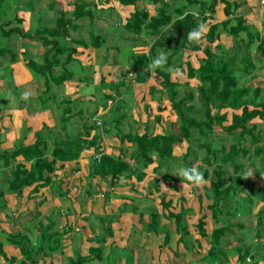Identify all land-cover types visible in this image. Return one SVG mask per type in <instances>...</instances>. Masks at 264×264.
Instances as JSON below:
<instances>
[{
  "label": "trees",
  "instance_id": "16d2710c",
  "mask_svg": "<svg viewBox=\"0 0 264 264\" xmlns=\"http://www.w3.org/2000/svg\"><path fill=\"white\" fill-rule=\"evenodd\" d=\"M122 6H133L134 13L125 24V29L134 35H139L143 30L151 33L159 32L165 27H169V31L165 36H160V39L154 43L147 53H141L136 56L133 63L135 74L134 81L139 84H144L149 80L148 65L151 59L155 58L160 52L168 53V60L164 67L157 68L152 71L161 79L162 94L167 96L172 111L178 118V130L171 129L164 133L150 134L148 130L145 133H122L120 128L121 142L127 141L133 144L135 149L131 154V158L136 162L133 167L131 162L124 156H114L103 153L101 138L96 134H92L91 130H96V127H87L85 123L82 125V131L78 133L67 134L65 138H58L55 145L51 149L48 141L41 133L36 134V141L31 145H20L13 151L0 153V158L3 160V167L9 170L6 176H0V197L9 192L18 197L23 195L26 187H32L33 192H38L42 187L51 183L50 174L62 165L59 163L77 161L84 150L94 148L100 154V158H94L89 165L88 175L91 178L99 177L114 187L119 182L120 178L133 177L137 180H143L146 169L150 165L158 162V166L154 171L159 172L160 168L177 161L175 155L176 146L187 143L186 153L181 156L187 167L192 168L193 164L189 163L188 158L192 151L193 142H197V148L204 152L203 165L198 169L204 175V182H209V193L206 195L212 199V204L209 206L212 211V216L215 222H222V225L214 228L210 235L211 247L207 252V259L219 261L222 257L227 259L228 252L225 250L229 243L225 241V236L228 231L232 230L230 218L237 216L240 209L237 203L233 211H222L220 204L229 199L233 201L235 194H239V190L247 181L249 205L256 204L254 199L263 203L262 209L258 213L257 228L260 231L264 223V183L261 188H256L255 183L251 180L252 177H244L241 173L243 164L240 163V158H247L249 148L245 146L247 142L254 148V155L258 157L260 167L254 165L252 175L254 178H260L264 175V147L261 145L264 142L262 138V130L256 120H264V101L261 98L262 90L259 87H244L239 85V80L235 76V54L227 53L222 50L220 54H216L213 49V44L220 37V28L227 30L233 36L238 37L240 33H245L247 41L245 48L250 49L252 45L258 42L256 50L264 56V37L253 26L247 24V20L243 14H236L241 6V2H231L229 0H176L182 2L172 8L173 13L169 10L171 5L166 0H153L159 3L157 15L151 16L150 13L137 5L138 0H118ZM8 0H0V42L4 39L18 36L28 42L40 43L45 51L41 62L27 59L26 66L34 74L35 77H41L43 80L45 99L42 100V107L51 99L56 101L54 94L51 96L52 86H62L66 82L74 78V72L70 65L77 62L76 55L78 46H86L83 39H75L73 33L77 31L78 21L83 18H88L92 23L96 16L97 3L76 0L73 2V10L71 13H66L59 9L53 25L42 24V18L36 22L34 29L26 30L23 27V19L16 12L14 17L5 20V10ZM224 4L225 19L218 21L215 18L217 7ZM190 7H198L199 13H194ZM235 21V24L232 22ZM204 26V34L198 42H191L187 39L188 32L192 31L198 25ZM102 35L90 34V43L93 47L99 48L103 43ZM218 47V46H217ZM202 53L198 62V66L194 67L191 63L187 64L186 75L188 80L180 82L174 80L171 73L174 59L179 60L183 55L184 50ZM9 56L14 62L17 54L6 47L0 46V59ZM244 71L248 74L254 68V64L248 59L242 60ZM178 65L182 62L178 61ZM151 72V73H152ZM132 75V74H130ZM197 80L195 89L191 88V81ZM102 78V85L104 86ZM124 83L113 84L112 90L120 92L119 89ZM150 94L154 98L156 87H150ZM44 95H41L42 98ZM112 100L111 96L107 97ZM158 100H161L158 99ZM61 122L65 123L61 127L67 130V123L73 118L72 102L70 99L63 100ZM198 103L203 118L198 119L192 112L195 110V105ZM61 105V103H60ZM163 111V107L158 108ZM228 110H233L230 113ZM120 127L123 120L126 119L124 114L117 117ZM116 119V121H117ZM156 119L161 120V116ZM65 125V126H64ZM100 125L101 122H100ZM220 127L228 136L234 137V140L229 143H223L219 146L209 139L213 135L215 128ZM147 129V128H146ZM65 130V131H66ZM232 166L234 176L229 179V183L225 182L226 168ZM165 175L162 179H167ZM159 184L160 179H154ZM174 181L179 182V177ZM182 182V181H181ZM187 185H192L183 182ZM246 201V202H247ZM180 202L185 203L186 199L181 198ZM173 204L171 199L162 197L161 205L163 209L168 210L163 214L166 219L173 222L176 226V232L180 235L178 241H183L186 236H189L186 217L193 213V209L180 204L178 212H174L169 208ZM226 214V218H221L222 214ZM150 222L147 227L151 231H159L161 228L162 216L156 211H151ZM144 215H141L143 217ZM142 219V218H141ZM166 234L165 243H169L171 235L169 226L165 224ZM162 225V226H163ZM205 216L198 220L197 229L202 238L208 237L206 231ZM49 231V228L47 229ZM165 231V230H164ZM257 238L262 234L257 233ZM57 236V235H56ZM23 254L21 264H29L37 261L38 256L43 251H33L21 246L22 243L28 244L29 240H23L21 234H17ZM27 239V238H26ZM58 238H55L57 241ZM200 243V242H199ZM31 244V243H29ZM252 247V245H251ZM250 247L241 246L239 249V259L244 260L251 253ZM0 252L4 253L0 246ZM53 252V251H52ZM101 250L91 249L88 256L77 255L75 258L69 259V264H86L93 261ZM6 257V256H5ZM8 264H13L16 258H7ZM255 264V263H254Z\"/></svg>",
  "mask_w": 264,
  "mask_h": 264
},
{
  "label": "rangeland",
  "instance_id": "374dc122",
  "mask_svg": "<svg viewBox=\"0 0 264 264\" xmlns=\"http://www.w3.org/2000/svg\"><path fill=\"white\" fill-rule=\"evenodd\" d=\"M75 1L76 0H8L6 7L10 8L4 9L5 20L12 19L16 12L18 14L21 12L25 17L26 29H34L37 25L36 21L39 18H42V24L50 26L54 24L57 11L62 9L66 13H71L73 10V2ZM83 1L88 3H97L95 13L96 20L90 23L88 18H83L79 22V30L73 33V37L75 39H83L86 46H79V53L77 56L78 61L69 66V68H71L74 72V78L62 86H52L51 96L54 94L57 99L56 101L51 99L45 104L46 107L41 109V101L46 97L45 94H43V80L41 77H35L26 66L27 59H33L39 62L42 61L45 48L40 43H31L26 40H22L21 38L19 39V37L9 39V42L6 39H4L3 42H0V46H10L14 52L19 53L18 62H23L25 69V74L22 75L19 73V79H15L11 66L13 63H16L17 60L12 62L9 56L0 59V66L2 64L0 67V82L8 80L6 84L7 86H4V88L8 91L10 102L12 101L13 104H21V109H25L24 117L26 116V120L23 128L26 136L37 131V133H41L43 137L47 139L49 147L52 149L58 138H65L67 134L82 131V125L85 123L87 127H96V130H91L92 134L99 136L105 147H111L113 155H124L134 167L136 162L131 158V154L133 153L135 147L127 141L123 143L121 142L120 132H118L119 128L122 133L127 134L130 132L135 134L138 133L137 131L140 126H143L146 123L147 125L149 124L150 129L154 127V129L159 132H167L171 129L178 130V118L167 109L160 114L158 109L159 104L169 106L167 96L162 94L163 92L159 80L160 78L153 72H149V77H151V79L144 84H139L133 79L135 78V74L132 67L136 56L141 53H147L150 47L156 43L158 39H160V36H165L170 28L165 27L156 33L143 30L141 34L134 35L125 29L127 20H129L132 16V10H122L118 5L119 3L117 0ZM166 1L171 5L169 10L170 13H173L172 8L182 4V2L176 0ZM229 1L241 2L242 0ZM245 2L247 1L245 0ZM138 4L145 8L151 16L157 15L159 3H156L153 0H138ZM221 6L222 5H220V7ZM190 9H192L194 13H199L198 7H190ZM240 12L241 11L239 10L237 14ZM98 16L102 17H99L98 19ZM103 16H109L111 18V20H109L110 23L114 24L111 26L108 24V20L105 22V19H101ZM232 23L235 24V21ZM262 31L263 33H261V35L264 37V28ZM90 34L103 35L105 40L104 43H106L108 48L99 49L93 47L90 43ZM246 41L247 36L245 33H240L238 37H233L227 32V30L220 28V37L213 45V49L216 54H220L222 50H225L230 54H235L236 64L234 74L239 80V85L252 88L259 87L262 90L261 98L264 101V56L259 54L256 50L258 42L252 45L250 49H246L244 46ZM22 49L25 50L24 54L20 53ZM201 56V52L197 54L193 51L185 49L183 55L179 57V60L174 59L173 67L171 68L173 79L180 82L187 81V64L191 63L192 66L197 67ZM246 58L254 64V68L251 69L248 74L244 71L242 65V60ZM178 61L182 62V65L179 66ZM18 67L21 68V66ZM102 78L104 79V86L102 85ZM117 83H124V85L119 89L120 92L116 91L115 93L111 87L113 84ZM196 83L197 80L191 81L192 89H195ZM151 85L156 87V93L154 94L156 98H154L149 92ZM0 95L4 96V98L7 96L4 92H0ZM41 95L44 96L40 98ZM108 96H111L112 100L108 99ZM160 98L161 100H158ZM67 99H70L72 102L71 108L73 118L68 121L66 130V128L62 129L61 127L66 123L61 122V113L63 105L62 101ZM228 112L232 113L234 111L228 110ZM121 114H124L126 119L123 120L121 126L118 127L117 117ZM159 114L162 116L163 121L162 123H155V118H157ZM192 114L198 119L203 118V112L201 111L198 103H196L195 110ZM42 121L46 122L43 127H41ZM98 121L101 122L102 125H98ZM256 121L262 130V138L264 139V120ZM141 132H143V130H141ZM1 135H5L4 131ZM209 139L219 146L223 143H231L234 140V137L228 136L223 130H221L220 127H216L215 132L213 135L209 136ZM21 140L20 145L23 144V139ZM187 145V143H184L183 145L176 146L175 155L178 157L177 161L161 167L158 173L154 171L155 167L158 166V162H155V164L147 167V172H145L146 175L143 182L142 180H136L137 178H134V182L136 183L133 182V187H130L129 182V179H133V177H121L119 180V187L123 192H114V190L107 191L106 187L105 189L104 187L101 188L100 185L104 183V180L97 179L95 181L91 178L88 175V170H85L87 167L83 168L81 173H77L72 170L71 173H73V176L76 177L74 180L76 185L75 187L68 188V198L73 195H77L78 198L76 197L77 203H68V209H66L68 210V216L71 217V223H69L70 228H68V235H70L73 242V247L71 249L74 251L78 248L81 249L84 245L88 246L90 242L85 240L86 236L91 235L92 237L94 236V233L101 231L100 226L97 227V222L94 221V219L93 225L95 229L92 231L90 229V224L91 219L94 218L97 214L96 212H98V207L101 206L100 202L103 200L105 203H103V206H107L105 207V210L107 211L114 212L117 210V214H124L126 212H131V207L135 206L139 210L137 213L141 212V215H144L141 217L142 219L140 216H136V218H134L130 240L127 245H124L121 249L111 252V256L116 259L109 260L108 264H147L148 261L145 260L146 252H140L135 259H133L132 255L134 247H142L143 244L148 245L149 243L146 237H148L147 232L151 233V229L147 227L151 220V211H156L162 216L161 228H159L158 232L153 230L156 234H153L152 236V243L154 244V252L152 251L153 257L156 256L157 252L166 250L167 247L170 248V254L172 255L175 252V247L179 246V244L185 247V250H187L186 253L192 250L194 245L200 244V249H206L204 251L205 254L203 255L205 260L204 262L208 260V264L214 263L212 260L207 259L208 254L206 252L209 246L198 240L199 234L197 230L198 220L202 216H207L206 218H209L206 227L208 232H210L216 224H218V226L222 224V222H215V220L211 217V209L209 206L213 201L212 199L205 197L210 192L209 182L207 181L202 183L197 186V190H193V186H188L181 181H174V179L177 178L176 170L182 167H187V162L181 159L182 154H185L186 152ZM261 145L264 147V142ZM245 146L249 148V154L247 158H240V163L243 164L244 167L241 174L246 178L252 177L258 186H263L264 175L260 178H254L252 175L254 165L256 167H260L259 159L254 155V148L249 142H247ZM8 150L9 148L6 150L0 148V153H4V151L10 152V150ZM203 156V150L197 148L196 141L193 142L192 151L190 153V157L188 158L189 163H192L194 168L204 166L202 161ZM93 159L94 156L90 158V163ZM0 166L2 167V163H0ZM146 169H142V171ZM8 172V169L3 171L0 168V174H4L6 176ZM165 173H167V179H162V176L165 175ZM232 176H234L233 167L227 166L225 175L226 184H228V181ZM155 178L160 179V184H157L156 182L154 183L153 180ZM78 179H80V181H78ZM95 190H97V192ZM129 190H133L144 197L139 201L134 200L123 203L124 199L117 196H125V192ZM56 191L58 190L55 189V191H52V195L57 196L58 192ZM101 194L106 196L101 197ZM145 194H150V196L148 197ZM96 195H99V197ZM4 196H6L8 200L7 207L15 210L18 207V202L15 199L17 196L7 191ZM4 196L1 198H4ZM115 196L116 198H114ZM163 196H165L166 199H171L173 201V204L169 209L174 212L179 211L180 204L193 209V213L191 214L192 216L189 215L190 217L186 218L190 234L181 242H176L179 234L175 232V224L163 216V214L168 211L162 208L161 200ZM199 196L200 199H198ZM247 196L248 188L244 184L241 190H239V194L234 195L233 201L230 200V197L220 204L222 211H233L237 203H240L238 208H241L239 210L240 213L238 212L237 216L230 218V222L232 221L236 223L233 225L234 229H232V231H228L224 239L229 242L235 241L236 246L241 245L250 247V250L253 253V260L257 262L264 261V223L261 226L260 231H258L257 227L254 229L252 226L254 223L252 222L253 218L258 217V213L262 209L263 205L258 202L257 199H254L256 204L249 205L250 202L247 201ZM1 198L0 210L3 207V202L6 201V199ZM113 198L114 200L116 199V201L110 202ZM181 198H185L186 202H180ZM61 206L63 208H67L64 203ZM94 208H96V212L93 211ZM109 216L110 215L105 217L109 222H111L112 217ZM221 218L225 219L226 214H222ZM238 220H246V227L238 228ZM85 222L88 224V227L85 228V236L82 237V235L78 234V231L79 229L84 228L81 226L85 224ZM163 224L169 226L168 229L171 235L169 243L164 242L163 236L166 234V227L164 228ZM258 232H261L262 234L259 238H257ZM134 237L137 239L134 240ZM207 239L210 240V236H208ZM255 239H258L260 242H254ZM204 241H206V238ZM50 243L52 244L53 241H50ZM21 246H26V248L31 250V252L40 251L37 248V245L34 246L32 242L31 244L22 243ZM160 246L162 248H160ZM59 249V251L62 250V245H60ZM76 253L77 252L74 251L70 257L75 258L77 256ZM229 256L231 255L228 254V257ZM187 258L189 257L187 256Z\"/></svg>",
  "mask_w": 264,
  "mask_h": 264
},
{
  "label": "crops",
  "instance_id": "0c3cea01",
  "mask_svg": "<svg viewBox=\"0 0 264 264\" xmlns=\"http://www.w3.org/2000/svg\"><path fill=\"white\" fill-rule=\"evenodd\" d=\"M246 1L247 2H245V0L241 1L242 6L240 8V11H241L240 13L245 16V18L247 20V24H249L250 26H254L260 33H263L262 29L264 28V5H262L260 3V0H246ZM118 3H119V1H118ZM118 5L122 10H124V11L125 10H132V14L134 13V7L133 6H122L120 3ZM137 5L140 8H143L138 4V1H137ZM220 5H222V6L220 7ZM220 5L217 7V11L215 14V18L218 21H222L226 18L224 15V4H220ZM143 9H145V8H143ZM18 16L23 19V27L25 28V17L23 15V13L20 12L18 14ZM99 17H102V16H98V19H99ZM104 17L105 16H103V18H101V19H105V22L108 20L107 22L111 26L114 24V23H110L109 20H111V18L109 16H106L105 18ZM95 20H96V18H95ZM80 21H78V25H79ZM106 26H108V25H106ZM79 28H80V26L78 27L77 30H79ZM26 30H28V29H26ZM16 37H18V36H13L12 38H8L6 40L9 42V39H15ZM102 38H103V43L99 47V49H107L108 46L106 45V43H104L105 42L104 36ZM78 39H80V38H78ZM34 43H37V42H34ZM6 48L10 49L14 52V50L11 49L10 46H8ZM44 51H45V49H44ZM77 51L79 53V46L77 47ZM20 53L24 54L25 50L22 49ZM78 53L76 55V58L78 56ZM16 54H17V58H16L17 62L13 63L14 65L12 64L11 68L13 69L12 72L15 75V79L16 78L19 79L18 74L20 73V74L24 75L25 69L23 66V62L22 63L20 61L18 62L19 53H16ZM1 59H3V58H1ZM1 66H2V64H1ZM4 66H6V65H4ZM18 66H21V68H19ZM149 79H151V77H149ZM159 80L161 82V79H159ZM193 80H196V79H193ZM7 82H8V80L0 82L1 83L0 84V92H4L5 94H7V96L5 98H4V96L0 95V148L4 149V150L9 148L10 151L11 150L13 151V149H15L16 146L17 147L20 146V140L21 139H23V144H21V145L33 144L36 141L37 131L33 132V134H30V135L28 134L27 136L24 134V128L23 127H24V122L26 120V116L24 117L25 109H21V107H22L21 104H13L12 101L10 102V99L8 96V91H6L4 88V86H7L6 85ZM197 83L195 84V86L197 85ZM151 86H154V85H151ZM66 87H67V85H66ZM160 106L164 108L163 111H165L167 109V110L171 111L174 116H176V114L171 109L170 102H169V106L159 104L158 108ZM163 111H160V114ZM160 114L158 116H161ZM257 120H259V119H257ZM162 121H163L162 116H161L160 121H158V119L155 118V123H162ZM260 121H262V120H260ZM45 123L46 122L42 121L41 127H43L45 125ZM141 130H143V132H141ZM146 130H148L150 134L164 133L163 131H161V132L156 131V129H154V127L152 129H150L149 124L147 125L146 123L143 126H140V128L138 129L137 132L139 134H143L146 132ZM150 130H152V131H150ZM3 131H4L5 135H1V133ZM128 133H130V132H128ZM101 145L104 149L103 153L108 154V155H113L112 154V151H113L112 148L108 147V146L105 147L102 140H101ZM5 152L6 151H4V153ZM97 155H100V154L98 152H96V150L94 148H91L88 150H84L81 154V157L77 161L59 163V165L60 164L61 165L63 164V165L61 167H59L58 169H56V171L54 173L49 175L51 177V180H52L49 185L42 187L38 192L32 191L33 186L32 187H26L24 189L23 195L21 197L17 196V198H15L18 202V207L15 210L9 209L7 207L8 206V200H7L6 196L3 195L4 198H1L3 196L0 197L1 199H6V201L3 202L2 209L0 210V246L2 247V250L4 252V253L0 252V264H8L9 260L7 258H11V257L16 258V261L13 264H21L22 263L24 257L22 254L21 247L18 245V243H16L17 241H19V239L17 238V234H21L23 240H27V241L29 240L28 243L32 242V244L34 246L37 245V248L39 250L43 251L40 254V256H38L36 262L29 263V264H68V260L70 258H72V257H70V255H72L74 253V251L77 252L76 253L77 255L88 256L90 254L91 249L101 250L102 255L101 256L99 254H97V256L95 255L96 258L93 261L88 262L86 264H108L109 260L116 259L115 257L111 256V252L118 250V249H121L122 247H124V245H127L128 241L130 240V237H131L130 236L131 232L133 230L132 228H133L134 218H136V216H141V212L137 213L139 210L135 206L131 207V210H130L131 212H126L124 214H117V210L114 212L105 210L106 209L105 207H107V206H103L105 203L102 200L100 202L101 206L98 207V212L95 211L97 207L93 209V211H95L97 214L94 216V218L91 219V224L89 221L91 231L95 229V227L93 225L94 221L97 222V227L100 226L101 231L94 233V236H92V237H91V235L86 234L87 236H86L85 240L90 242L89 245L88 246L84 245V247L82 246L81 249L78 248V249L73 251L71 249L73 247L72 238L70 237V235H68V228H70L69 223H71V220H70L71 217L68 216V210H66V209H68L67 205H68V203H71V202L74 204L77 203V198H78L77 195H73L72 197L68 198V193H67L68 188L75 187V185H76V182L74 181L76 179V177L73 176V173H71V171L74 170L77 173H81L82 169L85 167H87V168H85V170L87 171L88 166L90 164V158H92V156H94V158H95ZM114 156H121V155H114ZM0 163H3V160L1 158H0ZM0 168L3 171L7 170V168L3 167V164H2V167L0 166ZM144 172H147V169L144 170ZM0 176H2V174H0ZM134 178L136 179L135 176H133V179H129L130 187H133L134 186L133 184L136 183V182H134L135 181ZM93 179L96 181L97 179H101V178L96 177ZM130 180H132V181H130ZM251 180L255 183L256 188L262 187L261 185L258 186L256 181L253 178ZM78 181H80V179H78ZM153 181L155 183V180H153ZM247 181H245V183H244L245 186H247ZM103 182L104 183H102L100 185L101 188L104 187V189H105V187H106L107 191L114 190V192H119V191L123 192L120 190L121 188L119 187L120 181L114 187H111L109 185V183H107L106 181H103ZM142 182H143V180H142ZM142 182H140V183H142ZM228 183H229V181H228ZM103 184H104V186H103ZM159 184H160V182H159ZM188 186H190V185H188ZM191 186H193V190H197L196 189L197 186H195V185H191ZM55 189L58 190V191H56V192H58L57 196L52 195V191H55ZM95 191L97 192V190H95ZM125 193L127 195L125 194V196H123V195L117 196L119 198L124 199L123 203L134 201V200L139 201L144 197L141 194L134 192L133 190H129ZM96 196L99 197V195H96ZM104 196H106V195L101 194V197H104ZM146 196L149 197L150 194H147ZM205 197H207V196H205ZM114 198H116V196ZM114 198L111 199L110 202L116 201V199L114 200ZM63 199H64V201H63ZM198 199H200V196ZM63 203L66 204L67 208H63L61 206ZM260 203H262V202H260ZM262 205H263V203H262ZM108 215H110L109 217H112L111 222H109L107 220V218L105 217ZM190 216H192V215H190ZM190 216L188 215L186 218H189ZM206 217L207 216H205V221H207V222H206L205 228L207 227L208 219H209ZM211 217L213 218L212 211H211ZM113 218H114V220H113ZM93 219H94V221H93ZM252 222H254L252 226L255 229L257 226V218H253ZM235 223L236 222L231 221L232 229H234L233 225ZM221 225H219V226H221ZM237 225H238V228L246 227V220L245 221L244 220H238ZM219 226H218V224H216L210 232H208V230L206 228V231L209 234V236L213 232L214 228L219 227ZM81 227H84V228L79 229L78 234L82 235V237H84L85 236L84 235L85 228L88 227V224L85 222V224H83ZM48 228H49V231L47 230ZM175 230H176V226H175ZM153 234L156 235L153 231H151V233L147 232L148 237H146V239L149 241L148 245L143 244L142 247H138V246L134 247L133 255H132L133 259H135V257H137L138 254L143 251V252H146V254H147V257L145 254V260L148 261L147 264H150V262H151V264H208L207 263L208 260L206 262H204L205 260L203 258V255L205 254L204 251L206 249H203V248L200 249V246H199L200 244L194 245L192 250H190L187 253H186L187 250H185V247L183 245L179 244V246L175 247V250H174L175 252L172 255L170 254V252H171L170 248L167 247L166 250H162V252H160V251L157 252L156 256L153 257V253H152V251L154 252V248H153L154 244L152 243L153 242V240H152ZM198 234H199V231H198ZM177 237L178 238H177L176 242L178 243L180 235H178ZM55 238H58V240L55 241ZM163 238L165 239V235L163 236ZM205 238H206V241H204ZM205 238H202L199 234L198 240L201 241V243H206L209 246L207 249V252H208V250L211 247V244H210V240L207 239V237H205ZM135 239H137V238L134 237V240ZM85 240H83V241H85ZM50 241L51 242L53 241V243L51 244ZM231 242L227 241V243H229L230 245H228V248L226 247V249H225L226 251H229L228 254L231 255L228 257L229 259L228 258L224 259L222 257L219 261H214V263H211V264H253V263L264 264V261H259V262L254 261L252 252L250 253V255H248L246 257V259H244V260L239 259L240 258L239 257V249H240L241 245L236 246L235 241H233L232 243ZM254 242L258 243L260 241H258V239H255ZM60 245H62L61 251H59ZM160 248H162V247L160 246ZM157 251H158V249H157ZM10 253H12V254H10ZM201 253H203V254H201ZM187 256L189 258H187Z\"/></svg>",
  "mask_w": 264,
  "mask_h": 264
},
{
  "label": "clouds",
  "instance_id": "9594fccd",
  "mask_svg": "<svg viewBox=\"0 0 264 264\" xmlns=\"http://www.w3.org/2000/svg\"><path fill=\"white\" fill-rule=\"evenodd\" d=\"M204 34V26L198 25L192 31L188 32L187 39L191 42H198ZM168 60V53L160 52L155 58L151 59L148 70L150 72L154 71L157 68H162L165 66ZM176 175L183 182L199 186L204 183V175L198 169L192 167H182L176 170Z\"/></svg>",
  "mask_w": 264,
  "mask_h": 264
},
{
  "label": "built area",
  "instance_id": "2783aa9c",
  "mask_svg": "<svg viewBox=\"0 0 264 264\" xmlns=\"http://www.w3.org/2000/svg\"><path fill=\"white\" fill-rule=\"evenodd\" d=\"M260 3L264 5V0H260ZM97 124L100 125V122L98 121ZM96 158H100V155H97Z\"/></svg>",
  "mask_w": 264,
  "mask_h": 264
}]
</instances>
